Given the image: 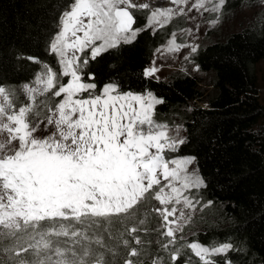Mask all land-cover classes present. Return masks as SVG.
Returning a JSON list of instances; mask_svg holds the SVG:
<instances>
[{
	"label": "snow or ice",
	"instance_id": "snow-or-ice-1",
	"mask_svg": "<svg viewBox=\"0 0 264 264\" xmlns=\"http://www.w3.org/2000/svg\"><path fill=\"white\" fill-rule=\"evenodd\" d=\"M225 2L194 0L191 7L219 13ZM172 3L186 5L188 0ZM136 7L149 6L132 0H70L61 16L62 29L50 45L59 57L61 75L44 65L33 81L35 86L21 87L27 102L19 107L14 103L15 90L0 86V136L4 137L0 139V238L19 239L17 233L23 232L30 241L28 247L12 251L18 256L20 251L32 249L38 257L18 264H105L103 253L81 243L94 241L104 246L102 238L95 234L90 238L88 230L99 226L101 220L110 222L113 216L130 215V210L150 198L164 206L155 211L167 229L162 235L171 238L168 244H161L167 250L169 244L176 243L175 233L182 230L178 221L186 219L176 205L194 207L184 192L204 186V178L194 169L189 171L194 157L165 159L163 155L176 151L185 141L178 128L173 135L166 124L153 119L154 107L162 100L150 91L121 92L115 82L105 84L96 94L95 83L83 82L82 71L89 57L95 60L109 48L137 37L141 29L133 28L135 20L129 11ZM183 13L179 8V14ZM172 15V8L156 9L147 17V26H163ZM81 32L82 36L77 35ZM169 45V50L187 47L175 44L174 33ZM157 70L146 68L143 75L151 77ZM62 77L70 79L62 83ZM81 93H88L87 98H80ZM46 94H63V100L41 107L37 96ZM48 126L55 131L49 129L51 134H45ZM161 177L168 183L162 184ZM165 188L170 192L165 193ZM137 231L136 227L129 230ZM51 237H67L64 243L70 242L72 247L62 248ZM187 248L202 264H215L212 257L226 253L231 245L192 242ZM138 254L134 248L129 251L131 257ZM180 257L179 249L170 252V264ZM124 264L134 262L126 259Z\"/></svg>",
	"mask_w": 264,
	"mask_h": 264
},
{
	"label": "trees",
	"instance_id": "trees-1",
	"mask_svg": "<svg viewBox=\"0 0 264 264\" xmlns=\"http://www.w3.org/2000/svg\"><path fill=\"white\" fill-rule=\"evenodd\" d=\"M233 1H226L229 9L236 5ZM69 3L0 0V86L17 92L32 83L44 65L61 75L50 45ZM133 17V27L141 29L137 37L104 51L95 60L89 57L83 80L97 85L96 94L105 84L115 82L121 92L150 91L163 101L154 107L155 118L170 122L176 116L184 130L185 142L173 157H194L196 170L204 178L198 193L209 206L195 219L199 230L192 242L204 246L230 244L226 253L213 258L215 264H264V105L257 97L256 73L257 64L264 59V14L258 24L231 33L222 41L207 43L192 54L197 71L210 75L207 83L181 72L166 80L144 76L153 52L170 35L172 23L150 31L143 28L146 16L142 12ZM62 79L66 83L67 78ZM127 225L100 222L91 228L104 246L94 241L87 244L93 252L103 253L105 264L133 260L129 256L133 248L147 254L142 246L133 244ZM124 241H128L127 246ZM13 245L23 242L20 238H2L0 251ZM18 257L29 262L38 259L33 250ZM183 260L180 257L175 264H184ZM13 261L11 257L7 262L0 259V264Z\"/></svg>",
	"mask_w": 264,
	"mask_h": 264
},
{
	"label": "rangeland",
	"instance_id": "rangeland-1",
	"mask_svg": "<svg viewBox=\"0 0 264 264\" xmlns=\"http://www.w3.org/2000/svg\"><path fill=\"white\" fill-rule=\"evenodd\" d=\"M233 2L236 3V5L233 8L229 9V6H227L225 2L219 13H210V12H205L203 9L197 11L195 8H192L191 5L192 3H194V0H188V4L186 5H175L172 3V0H132L133 4L136 5L147 4L149 6L147 9L139 8V7L129 9L132 15H137L140 12H142L146 16V23L143 26V28L148 29L150 31H155L158 28L167 26L168 24L172 23L170 35L166 38L163 44H161L155 49L150 64L147 67V68L155 67L156 69H158L151 77L157 80H166L173 73L181 72V73H188L192 76H196L199 79H201L204 83L210 81L211 77L209 74H202L197 71L191 59V56L194 53L192 51V47L193 46L196 47L197 50L199 47L206 45L207 43L214 41H222L231 33L258 24L264 14V3L261 1H255L253 3H245L242 2L241 0H236ZM167 8L173 9V15L169 19V22L167 24L163 26H160L159 24H154L152 27L147 26V17L150 16L152 11L156 9H167ZM179 8L184 9L183 14H179ZM66 10H68V8ZM213 20H216L217 22L215 24L211 23V21ZM61 29H62V24L60 17L57 33L55 34L53 40L55 39L56 35ZM173 33L175 34V44L187 45V47H180L178 50H169L170 48L169 41L173 39ZM77 35L82 36L83 33L81 32L78 33ZM97 43L100 42L98 41ZM87 51L90 52V49H88ZM69 54L71 55V53ZM77 55H80V53H77ZM56 58L59 63V57L56 56ZM42 71L43 69L40 71V73ZM256 73H257V97L260 103L264 105V59L260 61L259 64H257ZM65 78H67L66 81L67 83L70 77H65ZM62 80L63 79H61V82ZM83 82L87 83L84 80ZM29 85L35 86L33 82L30 83ZM87 96L88 93L80 94V98H87ZM62 100H63V94L60 97H56L51 94L37 96V103L41 104V107L43 106V104L53 106L54 104L59 103ZM26 102L27 99L22 93V91L19 90L15 92L14 103L17 107L22 106ZM197 104L204 107L203 104L200 103ZM153 119L157 123L166 124L171 134L173 135H175V131L178 128L180 137L184 138V130L179 123L178 117L176 116L171 117L169 120L170 122L159 121L155 118L154 110H153ZM49 129H51V131H55L53 126H48V128L44 129L45 134H51ZM3 138H4L3 136H0V139ZM163 155L165 159L176 158L173 157V151H165ZM193 169L196 170L195 163L189 166V171H192ZM161 181L162 184L168 183L167 181H164L162 177H161ZM198 191L199 188H194V189L186 190L184 192V195L189 197L193 201L194 207H184L182 203L176 205L178 209H183V211L185 212L186 219L183 221H178L179 227L182 230L177 231L175 233L176 243L169 244L167 250L162 248L161 244H168V241L171 238H167L164 235H162V233L166 232L167 229L163 227L164 222L160 218L159 214L155 211L156 207L163 208L164 206L160 205L159 201L153 198H150L144 201L143 203L136 205L132 210H130L131 212L130 215L113 216L110 222H106L103 220H101L100 222L108 226H113L114 222H123L124 224L125 223L129 224V226L127 225L128 228L126 229H127V234L133 240V244H137L136 240L139 239L140 243L138 245L146 249V253H147L144 254V252L139 251L138 252L139 254L133 258L134 264H153V261L155 260H159L161 264H170L169 254L175 249H179V251L181 252V257H183V259L191 260L195 263H202L199 257H196L195 254L191 251V249L187 248V244L192 243V238L194 234L199 230V225H197L198 222H195V219H198L201 213L209 206L208 203H204L199 198ZM169 192L170 189L165 188V193H169ZM169 207H171V205H169ZM178 216H179V212H177V217ZM172 219H175V217H169V220ZM140 221H143V223H140ZM63 223L68 224L69 222L63 221ZM171 226L175 228L177 225H171ZM76 227L81 228L82 226L76 225ZM133 227H136L138 231L134 233H130L129 230ZM91 230L92 229L88 230L87 232V235L90 238L93 237ZM17 235L22 240L23 245L20 246L13 245L12 247L8 248L6 251L5 250L0 251V259H3L7 262V260L11 257L12 260L14 261L16 260L15 262L13 261L10 264H18V262L22 259V257L19 258L18 257L19 255L17 256L15 252L12 251V249L20 250L22 248L28 247V243H30L29 240L24 241L26 235L23 232H18ZM1 239L2 238H0V240ZM51 239L54 241V243H58L59 246L62 248L72 247V244L70 242L67 244L64 243L66 240H68L67 237H51ZM88 242L90 241H83V240L81 241L82 244L91 247V245L87 244ZM92 243L94 242L92 241ZM142 247H140L141 250H143ZM31 250L32 249H29V251ZM77 251H80L79 245H77ZM21 252L23 251H20V253ZM44 255L45 253H43V256ZM48 255H52L53 260L58 259V257H56L52 253H48ZM214 257L215 256H213L212 259ZM185 260H183V262L184 264H187Z\"/></svg>",
	"mask_w": 264,
	"mask_h": 264
}]
</instances>
